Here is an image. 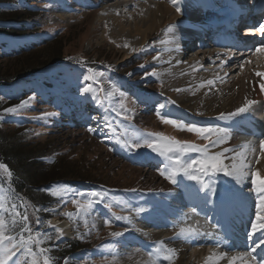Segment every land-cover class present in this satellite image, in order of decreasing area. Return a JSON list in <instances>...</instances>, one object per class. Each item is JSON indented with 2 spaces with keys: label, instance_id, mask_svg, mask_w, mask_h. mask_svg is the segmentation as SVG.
<instances>
[{
  "label": "rangeland",
  "instance_id": "1",
  "mask_svg": "<svg viewBox=\"0 0 264 264\" xmlns=\"http://www.w3.org/2000/svg\"><path fill=\"white\" fill-rule=\"evenodd\" d=\"M259 1L244 0L243 4L252 9ZM117 2L115 0H36L32 2L30 6L40 10L41 14L35 20L36 31L26 39V45H44L43 48L33 52L34 55L41 54L44 53L45 47L54 43L48 44L58 33L62 34L63 36L59 39L62 40L63 59L67 61L51 65L50 68L40 72L38 77L23 81L21 84L19 83L18 88L6 93L7 95L15 93L14 97L20 101L19 104L29 97H32V100L27 106L19 109L18 113L10 114L11 116L7 120H9L8 124H14L13 127L3 126L0 128V133L8 137H17L18 141L25 143L24 145H28L27 147L35 151L52 145L55 152L47 156L51 157L48 160L49 163L57 159L60 169L74 171V180H82V182L56 185L54 190L50 191L56 203L46 212L51 217L48 220L39 218V225L36 216L39 210L35 211L26 200L22 199L21 195L13 188L12 179H9L2 170H0V188L4 191L0 192V197H7L9 207L11 203L19 206L22 202H26L18 210L21 213L27 211L29 223L34 231L38 229L52 237L50 241L42 245L43 247L52 249L53 244L80 241L83 249L70 256L68 262L71 264L150 263L148 252L153 249L152 240L142 235L136 246L128 247L127 243L132 236H136L134 224L144 222L142 219H145L150 213L162 215L164 216L162 219H167V221L172 219L162 213L151 199L152 197L159 199L158 191L164 193L168 187L174 188L176 185L169 183L160 175L158 169L163 168L164 163L156 153L146 147L129 151L122 144L125 140L132 143L137 134L145 133H160L164 137L180 141L205 143L194 133L182 131L170 124L163 123L162 119L156 115L159 104L174 101V104H168L164 110L172 117H181L187 122L198 125L219 126L215 122L205 123L199 119L200 115L194 113V116L189 109H186L187 112L183 109L187 115L176 116V113L182 111L183 108L178 102L181 93H175L174 96L170 94V91L176 87L181 88L184 79L191 78L195 70L209 68L210 71H220L222 65L218 59L210 58L209 62L203 63L204 58L200 59L203 56L200 57L199 52L186 55L175 47L176 54L184 58V65L186 62L192 61L196 64V69L188 70L183 75H176L175 78L173 77V81L170 78V80L162 79L159 73L161 68L152 66V60L149 58L150 45L140 49L136 48L135 51L124 47L122 45L124 38L119 37L118 32H115L116 28L109 18V16H114L127 23L129 21L132 23L136 18L138 20L145 17V10L154 6V0L129 1L139 7L136 11L135 8L120 6V8H115L118 5ZM109 6L114 8L107 14L106 7ZM100 18L102 19L100 20ZM181 33L184 32L181 31ZM46 44L48 45L46 46ZM126 55L130 56L129 60L125 59ZM198 56L202 61L200 64H197ZM245 59H249L250 62L244 64L243 68L239 66L238 62L236 65L230 66L229 76H223L222 72V77L225 79L222 78L221 82L229 83L231 78H240L246 74L245 71L253 74L258 70L259 72L260 70L264 71V55H249L241 59V62ZM6 63L7 61L1 62L0 65L5 66ZM202 63L203 65H201ZM189 67H194V65L191 64ZM88 68L94 69L96 73H103L100 83L84 80V76L89 75ZM171 68V65L168 66V69ZM152 72L157 75H150ZM130 73L131 75H129ZM179 80L181 82H178ZM88 83H91L94 89L103 88V91L98 93L99 103L91 99L90 94H81L80 89ZM111 84L117 85L120 91L127 94L124 104L129 109L130 118L128 120L117 115V112L120 111L118 93L114 98H105V93L111 90ZM196 88L202 89L203 92L205 89V93L208 94L218 91V87L213 89L209 85L200 87L199 84ZM1 97L6 98L5 96ZM184 111L183 113H185ZM51 113H55V115H46ZM21 122L30 128H27V131H21L20 134H15L14 131L19 126L17 124H21ZM89 128H93L95 131L89 132ZM118 139L121 141L120 143H117ZM254 169L259 170L261 176L264 177V169H259L255 165ZM178 179L180 183L182 181L187 184L191 183L182 177H178ZM227 179L222 174L217 178V193L224 192L220 190L230 189L234 181H230L228 184ZM248 185L251 188L250 184ZM248 185L240 188L233 187L237 188L238 192L242 191L243 194L250 195L251 191L246 189L249 188ZM91 192L105 194L106 201L113 205L112 210L109 211L103 204L96 203L94 212L87 217L86 221L75 216L71 220L68 219L65 213L76 212L72 200L82 199L77 194ZM243 194L240 195L246 196ZM140 208H144L145 211L140 213L138 211ZM113 213L128 217V219L117 220ZM33 216L35 222L32 220ZM0 217L9 220L11 229L9 234L15 235L20 231V225L12 229L10 218L6 217L4 212H0ZM49 221L58 228L61 227V224L66 223L69 228L66 230V235L65 230L61 227L63 235L57 238L54 228L49 227L47 223ZM105 221L109 222L108 226L105 225ZM186 221H181L182 226L176 225L173 221L162 225L158 233L162 230L168 231V233L164 237L161 236L158 241L166 240L165 242L168 244L178 233L180 227L194 224L189 221L185 226ZM175 225L176 227H172ZM115 231H122L124 235L121 237L110 236L109 233ZM198 240L201 239L197 237L191 242L195 243ZM156 241L157 239L153 240V242ZM168 245L176 246L172 243ZM191 245H188L189 253L193 251L196 253H194V258L190 259L191 263L189 262V264H199L208 256L210 247L209 245H207L208 247L203 246L201 243ZM14 261L15 264H31V258H26L20 253L14 257ZM177 261L178 256L174 264ZM161 264H167V262L161 261Z\"/></svg>",
  "mask_w": 264,
  "mask_h": 264
},
{
  "label": "snow or ice",
  "instance_id": "2",
  "mask_svg": "<svg viewBox=\"0 0 264 264\" xmlns=\"http://www.w3.org/2000/svg\"><path fill=\"white\" fill-rule=\"evenodd\" d=\"M171 5L177 12L181 11L178 0H170ZM261 10L264 11V0H261ZM254 30L258 31L264 36V22H257L254 26ZM169 34H173L172 27L167 29ZM125 47H128L125 44ZM135 51V49L133 50ZM251 56L264 55V43L260 46L253 47L248 50ZM239 55L243 56L244 52L227 53L228 58ZM159 59V57H154ZM249 59H245L240 63V67L243 68L244 64L249 63ZM83 63V62H81ZM223 64V61H222ZM141 67H144L141 65ZM89 75L84 76L85 81H92L93 83H100V77L103 73H96L94 69L88 68ZM131 75V73L129 74ZM152 76H156L155 72L150 73ZM256 76L264 79V72H256ZM206 85L214 86L213 80H207ZM205 83H202L200 87H205ZM111 90L105 93V98H114L118 93L120 98V111L117 115L122 119L128 120L129 109L124 104V100L127 94L120 91L119 87L115 84L110 85ZM103 91V88L94 89L91 83L85 84L81 89V94H90L91 99L100 102L98 93ZM177 91H181L177 89ZM260 91L264 92V83L260 84ZM4 99L0 97V100ZM32 97L27 100L21 101L20 104L15 107H9L4 110L8 114H16L19 109L27 106ZM174 101H166L158 105L156 109V115L160 117L165 124H170L179 130H186L189 133H194L199 139L205 141L204 144H197L188 141H180L175 138L164 137L160 133H145L143 135L137 134L132 143H128L125 140L122 144L124 148L129 151L146 147L153 153H156L162 158L164 163L163 168H159L158 171L161 176L164 177L169 183L181 186L178 177H182L189 182L194 183V187L190 185H183L186 194L197 201H199L205 207L213 201V198L218 202V207L223 210L226 208L230 199L235 196V192L232 189H226L222 194L217 195L216 183L217 178L222 174L224 177L234 181L236 185L243 187L246 183L251 184L249 191L255 194L254 216L255 219L250 221L251 231L247 235V240L251 241V244L246 245L245 250L231 252L225 250L223 246V240H217L213 247L209 248V255L205 258L204 264H264V177L261 176L259 170L254 169L255 164L260 163V159L264 158V136L258 138L259 151L257 152V142L251 139H245L237 148L223 147L231 139V129L229 127L212 126V125H198L193 122H187L181 117H172L164 110L168 104H174ZM257 102L255 100H246L244 105L237 108L234 112L221 113L218 117L219 120L231 123L235 117L248 114L253 105ZM55 115V113L46 114ZM0 119H3L0 116ZM107 123V121H106ZM89 132L95 131L93 128L88 129ZM121 141L118 139L117 143ZM231 153V155H228ZM196 154V155H192ZM253 157L254 159H249ZM0 170L11 179L13 173L9 168L0 163ZM10 190V186H9ZM4 189L0 188V192ZM203 194V195H201ZM82 199L72 200V203L76 207L75 213H65L68 219H72L74 216L83 218L85 221L87 217L94 212L96 203H101L109 211L112 210V203L106 201V196L100 192L91 193H78ZM26 202H22L21 205L9 202L7 197H0V212H4L6 217L10 218L12 229L17 225H20V231L15 234H9L11 229L9 228V220L0 217V264H15L14 257L18 256V253L23 254L31 258V264H54L52 257L49 255L51 249L43 247L46 242L52 239L47 233H42L38 229L34 231L33 227L29 223V216L27 211L21 213L18 208L23 207ZM140 213L145 211L144 208L138 209ZM193 212H196V207L192 208ZM115 215V213H113ZM117 220H127L128 217L115 215ZM40 221L37 218V224ZM49 227L54 228L57 238L63 235V230L55 227L51 222H47ZM105 225L108 226L109 222L105 221ZM87 226V224H85ZM216 226L219 227V221L216 222ZM27 233V235H25ZM112 237H121L124 235L122 231L110 232ZM258 234V235H257ZM212 236L213 233L209 231H201L200 228L194 226L181 227L173 237V239L184 241H190L199 236ZM256 239H253V237ZM259 253L253 255V253ZM177 250L174 247L168 246L164 240L154 242L153 249L148 252L150 264H161V261L167 262V264H174L177 258ZM259 257V260H258ZM64 264H68L65 260Z\"/></svg>",
  "mask_w": 264,
  "mask_h": 264
},
{
  "label": "bare ground",
  "instance_id": "3",
  "mask_svg": "<svg viewBox=\"0 0 264 264\" xmlns=\"http://www.w3.org/2000/svg\"><path fill=\"white\" fill-rule=\"evenodd\" d=\"M115 1L119 2V3L118 2L116 3L118 5H116L115 8H120V7L133 8V9L135 8L134 9L135 11L136 9H139V7L136 4L129 2V1L132 2L133 0H129V1L115 0ZM121 2H123L124 4H120ZM178 3L181 8L180 12H177L175 10V8L171 5L170 0H154V6L145 10L144 12L145 17L138 19V20L136 18L132 23H130V21L127 23L126 21L117 19L114 16H109V18L112 20L113 26L116 28L115 32L117 31L118 34L120 35L119 37L124 38L122 42V45H124V47H125V44H127L128 49L134 50L136 48L140 49L142 47L144 48V46L150 45L148 49L149 50L148 54L150 55L149 58L152 60L151 62L152 66L161 68V70L159 71L160 76L162 79H167V80L169 78L172 80L173 77L174 78L176 77V75H180V74L183 75L186 72H188V70L193 71V68L196 67V64H194V62L192 61H191L192 63L186 62V64L184 65L183 63L184 58L176 54L177 50L174 47V43L178 42L181 44L185 37V36L183 37L181 33L182 26L179 25L178 23L183 21L186 18V15L188 14V18L192 19L194 24H197V22H199L200 20L199 10L196 9L194 5L193 7L191 6L192 7V10H191L189 2L188 4H184L183 0H178ZM260 4H261V0L257 2V5H259V7H260ZM113 8L114 7H110V6L106 7L107 9L106 11H108L107 14L110 12V10H113ZM183 8H185L184 9L185 13H182ZM101 19L102 18H100V20ZM176 24H178L179 29H176L174 27ZM170 26H172L174 30L173 34H169L166 30ZM193 30L194 29L192 28L190 29L191 32ZM186 52L187 50L184 52V54ZM197 52H199L198 54L200 55V57L203 56L201 58L198 56L197 60H199V62L197 64H200L202 62L200 60L202 58H204L203 63H205L206 61L209 62L210 58H214V59L217 58L218 62H220V64L222 65L220 67L221 70L220 71L218 70L210 71L209 68L207 69L202 68L200 71L195 70L196 72L194 71V74L191 78L187 77L186 80L184 79V83H182L183 86L181 88L176 87L174 90H171L170 94H172V96H174L175 93H178V92L181 93V96L178 99V102L180 103L179 104L180 106H183V108H182V111H178V114L176 115L177 116L187 115L186 112L188 110L186 111V109H189L191 111L189 112L190 113L193 112L192 114L194 116L195 114H197L198 116L200 115L201 118L199 119L205 121V123L217 122L220 126L222 124H228L227 127H229V125L237 126L240 123V120L242 118H246L245 121L247 122V125L245 127H249V125H256L258 128L263 127L264 126V121H263L264 92L260 91V84L264 83V79L258 76L256 77V75L253 74L252 72L248 73L247 71H245L244 73L246 74H243L242 77L231 78V82L223 83L221 81H222V78L224 77H222L221 73L222 72L224 73L223 76H227V75L229 76L228 69L230 68V66L236 65V62L240 64L242 56H238V57L232 56L229 59L227 54L223 52H220L219 54L215 53V51H209V50H206L203 52L201 51H197ZM189 53H192V52L190 51ZM153 56L154 57L158 56L159 59L158 60L154 59ZM129 58L130 56L126 55L125 59L129 60ZM222 61H223V64H222ZM203 63L201 65H203ZM191 64H193L194 67H189V65L191 66ZM170 65L172 66V68L168 69V66ZM260 72H264V71L260 70ZM207 80H213L214 86H210V87H212L213 89L218 87V91L208 94V93H205V89L203 92L202 89L196 88L198 87L199 84L201 85L202 83H205ZM178 82H181V80H179ZM205 86H206V83H205ZM177 89H180L181 91H177ZM246 100H255L257 102L255 105H253L252 109L250 110L248 114L235 117L231 123L218 119L221 113L234 112L237 108L243 106ZM183 109H185L186 112ZM183 111L185 113H183ZM197 111L198 112L200 111V113H197ZM242 126L243 124L239 126L240 129L242 128ZM221 127H224V125H222ZM245 139H251L253 141L255 140V138L254 139L250 138L244 135L243 133H241L240 131L238 134L231 131V139L228 141L227 144L223 145V147L237 148L241 143L245 141ZM256 146H257V152H258L259 146L258 144H256ZM228 155H231V153H229ZM249 159H254V158L249 157ZM255 167H258L259 169L261 168L264 169V158H261L260 163L255 164ZM227 180L229 184L231 180H229V178ZM248 184L250 183H246L244 187H246ZM193 186L195 185L193 184ZM233 186H237L240 188V186L236 185L235 182H233L232 186H230V189L234 190L236 194L230 199L229 203L227 204L226 214L228 215L233 214L238 209L237 207H234L233 210H231L230 208H227L231 204H233L234 201H241L244 204V206L247 208L248 213L249 212L251 213L252 207L255 203V196L254 197L252 196L253 192H251L250 195L245 194V193L243 194L242 191L238 192L236 190L237 188H234ZM246 189H249V188H246ZM183 192H185V190H183ZM176 193H179V189L172 188V187L170 188L168 187L164 193H159L158 191V194H160V201L164 205L175 204L176 201L174 198L177 195ZM220 194L222 193H217V195H220ZM240 194H243L246 196H241ZM249 201L251 202L249 203ZM180 208L181 210L176 213V214L180 213V215H178L177 219L172 220L174 223H176V225L182 226L181 221H184V220L186 221L187 219L186 223L184 224L185 226L190 221L192 222V224L194 222V224L191 226L200 228L202 232L209 231L213 233L214 230L205 226L206 222L203 221V219L201 220L199 218H195L193 215H190L189 212L185 210L183 206H180ZM218 210L219 209H217V211ZM239 210L241 213H243V216L246 214L245 212L246 210L244 209H239ZM208 211H209L208 215L210 216L209 220L216 218L214 211L212 210H208ZM157 216H158V219H157ZM162 217L164 216L159 215V214L156 215L154 213H150V215L146 216L145 219H142L144 222L135 223L134 227L136 229V232H135L136 236H132L129 239L127 246L128 247L136 246V244H138L137 242L140 236L142 237V235H145L150 240L157 239V241L158 239L161 238V236L164 237L165 235H167L168 231H165V230H162L158 233V231L160 230L158 227L163 225ZM238 220L241 221L243 219L242 217H239ZM172 221L170 220L169 222H172ZM150 222L153 223V225H151ZM164 222H168L167 219H165ZM61 227L65 230L64 232L66 235V230L69 229L67 227V224L66 223L61 224ZM213 235H218V234L213 233ZM206 237L207 236L205 235L199 236L198 239H201V240H198V242H195V243H192L191 240L184 241L183 239L176 240L172 238L170 242L172 244H176V246L173 245L172 247H174L177 250V254H178V261L176 264H189V262L191 261L190 259L194 258L195 256L194 253H196V251H193L192 253L190 252L191 253L190 254L188 245L192 244L191 246H193L196 243L204 242V238ZM214 239L215 241L222 240L221 236H216L214 237ZM170 242L168 244H171ZM232 242L236 243L234 239ZM207 245H209V243ZM223 246L225 250H228L226 245L223 244ZM209 247H213V246L209 245ZM235 248H241V247H239L236 244ZM237 251H243V249H238ZM204 260L205 258L201 260L199 264H204Z\"/></svg>",
  "mask_w": 264,
  "mask_h": 264
},
{
  "label": "trees",
  "instance_id": "4",
  "mask_svg": "<svg viewBox=\"0 0 264 264\" xmlns=\"http://www.w3.org/2000/svg\"><path fill=\"white\" fill-rule=\"evenodd\" d=\"M36 0H0V128L13 127L8 124L7 118L11 115L4 110L15 107L20 101L14 97L12 92L19 87L23 81L39 76L40 72L50 68L51 65L67 61L63 59L62 40L63 35L58 33L56 37L45 47L44 53L34 55L33 52L41 49L44 45H26V39L36 31L35 20L41 14L40 10L30 5ZM65 34V33H64ZM10 60V61H9ZM32 80V79H31ZM22 99V98H21ZM14 133L20 134L27 131L30 126L21 122ZM15 136H6L0 133V163L5 164L13 173L12 185L23 200H26L36 211V216L42 220H48L51 216L46 212L52 208L56 200L50 191L58 184H74L82 180H74V171L60 169L57 159L49 163V155L55 152L52 145L43 149L33 150L24 145ZM33 222L34 216L32 217ZM80 241H68L53 244L49 255L54 264H64L70 261V256L82 250ZM68 264H71L68 262Z\"/></svg>",
  "mask_w": 264,
  "mask_h": 264
}]
</instances>
